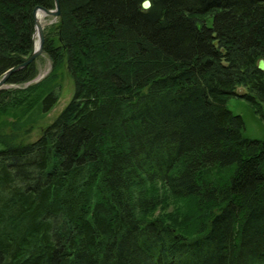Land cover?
I'll return each instance as SVG.
<instances>
[{
    "label": "trees",
    "instance_id": "trees-1",
    "mask_svg": "<svg viewBox=\"0 0 264 264\" xmlns=\"http://www.w3.org/2000/svg\"><path fill=\"white\" fill-rule=\"evenodd\" d=\"M151 7L145 9L144 2ZM0 0V80L35 50L34 10ZM44 29L52 64L0 90L16 94L64 71L74 94L33 142L0 127V264H264V141L227 107L244 86L264 107V0H60ZM197 203L178 226L152 213ZM190 219L191 222H188Z\"/></svg>",
    "mask_w": 264,
    "mask_h": 264
},
{
    "label": "rangeland",
    "instance_id": "rangeland-1",
    "mask_svg": "<svg viewBox=\"0 0 264 264\" xmlns=\"http://www.w3.org/2000/svg\"><path fill=\"white\" fill-rule=\"evenodd\" d=\"M45 28L57 23L54 17H45L41 20ZM38 70V76L30 83L14 86L13 88L26 89L31 85L37 84L51 73V61L46 54H43L35 63ZM49 88H54L58 94V103L47 114H43L40 110V97L44 93L43 89H37L36 93L28 95L24 98V103H19L23 100L25 95L16 94L17 99L11 103V108L7 112V116L0 122L1 131L10 133L12 124L16 123V132L18 140L26 143L37 140L43 131L51 125L55 119L61 114L65 107L71 101L74 94V83L66 71L63 72L62 78L56 85L47 84ZM11 87V86H7ZM248 90L244 86L237 88V96H231L227 99V107L236 115L242 116L245 129L244 135L249 139L264 141V107L262 111H258L254 105L249 103L246 99L240 97L247 93ZM4 146L0 144V149ZM167 205L159 206L156 211L152 213L155 218L162 217L166 222L178 226L184 223V218L190 219L197 214L198 207L195 202H175L168 200ZM189 219L188 222H191Z\"/></svg>",
    "mask_w": 264,
    "mask_h": 264
},
{
    "label": "water",
    "instance_id": "water-1",
    "mask_svg": "<svg viewBox=\"0 0 264 264\" xmlns=\"http://www.w3.org/2000/svg\"><path fill=\"white\" fill-rule=\"evenodd\" d=\"M54 1H55V9H53V10H49V9H46L43 7H37L34 10V22H35L34 38L37 39L35 42V50L32 53V55L24 63L18 65L17 67H15L11 70H9L3 76V78L0 80V90L8 86L9 78L13 73L31 66L44 54L45 32H44V27H43L41 21L38 19V15L40 12H42L45 17L60 18V16H61L60 0H54ZM143 6L145 9H149L151 7V3L149 1H146V2H144ZM258 67L260 70H262V71L264 70V60H260Z\"/></svg>",
    "mask_w": 264,
    "mask_h": 264
},
{
    "label": "bare ground",
    "instance_id": "bare-ground-1",
    "mask_svg": "<svg viewBox=\"0 0 264 264\" xmlns=\"http://www.w3.org/2000/svg\"><path fill=\"white\" fill-rule=\"evenodd\" d=\"M43 18H45L44 14L42 12L39 13L38 19L41 21ZM38 45V44H37ZM36 45V46H37ZM6 88V87H5Z\"/></svg>",
    "mask_w": 264,
    "mask_h": 264
}]
</instances>
